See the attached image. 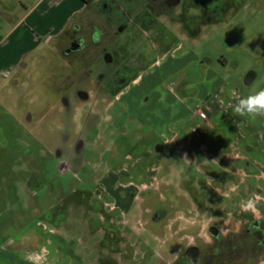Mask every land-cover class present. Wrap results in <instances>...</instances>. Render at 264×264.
Returning a JSON list of instances; mask_svg holds the SVG:
<instances>
[{
	"label": "rangeland",
	"instance_id": "374dc122",
	"mask_svg": "<svg viewBox=\"0 0 264 264\" xmlns=\"http://www.w3.org/2000/svg\"><path fill=\"white\" fill-rule=\"evenodd\" d=\"M24 1L17 21L29 8L27 23L40 34L46 6ZM121 1L132 29L138 24L126 49L137 58L124 75L143 80L132 85L136 99L117 98L122 88L99 79L90 51L66 55L73 30L58 49L35 47L19 76L0 78V264H23L10 240L58 210L69 242L96 264H176L194 241L210 258L217 240L224 250L215 264H264V244L249 231L264 224V117L234 114L220 92L264 90V0L226 9L219 0H179L173 14L162 11L173 20L149 13L154 0ZM136 5L145 18L136 20ZM176 21L190 22L196 39L177 34ZM251 71L258 77L247 85ZM231 115L253 133L251 146L226 134Z\"/></svg>",
	"mask_w": 264,
	"mask_h": 264
},
{
	"label": "crops",
	"instance_id": "0c3cea01",
	"mask_svg": "<svg viewBox=\"0 0 264 264\" xmlns=\"http://www.w3.org/2000/svg\"><path fill=\"white\" fill-rule=\"evenodd\" d=\"M10 1L11 3L13 2L12 4L16 5L14 10L12 8L9 10V6L11 5H9L8 2ZM52 1L54 3H52ZM57 1L58 3H56L55 0H39L41 6H46L44 15H46L47 18L40 26V34H37V32H35L27 23L32 14V11L28 10L29 8H27L24 18L19 23L17 21L19 0H0V21L1 19L5 20L7 27L5 34H3L4 29L0 22V78L2 80L7 81L14 76H19L20 71L23 69V64L27 62L30 54L35 50V47L41 44L57 48L61 43V40H63L65 33L73 30L74 34H72V38L69 39V43L66 45L67 48L65 49L67 55V50L77 39L76 30L78 25L83 22L84 18L88 20L91 13L88 11V7L84 0H73L74 6H72L73 8L71 9H64L67 0ZM23 2L24 4L27 3V1L24 0ZM5 4L7 5L4 6ZM87 31L88 39L90 40L92 32H90V30ZM123 36L125 40V35ZM195 39L196 38H192V40ZM133 41L134 44L136 38L133 39ZM127 48H129V45ZM120 50L122 56L121 60L125 61L128 59L130 61L129 57L131 54L124 47H121ZM219 62L220 64H224L222 60ZM250 73L256 75V80L258 77L257 73L255 71H251ZM255 80L252 83H254ZM139 81V78H134L121 85L120 88H122V92L117 98L125 99L126 102L136 99L137 97L133 96L134 91L132 85H141L143 80L141 82ZM246 84L250 85L247 82V78ZM223 90L225 91V87H220V92L222 94L224 93L223 95H226V97L230 99V106L234 107L241 97H237L236 95L238 94L228 96L226 94L227 90L225 92H223ZM210 97L211 96H209V98ZM214 103L211 100L208 102V104H211L210 107L217 105ZM223 103L226 102L220 100L219 104ZM201 114L208 116L205 112H202ZM226 120H233L236 123L235 127H232L231 129L229 128V130L226 131V134L238 137L241 145L244 143L247 146H251L250 135L252 136L253 133L248 131L245 133L239 129L240 127H238V125L242 122L241 119L237 116L231 115L227 116ZM163 150L164 149L161 146H158V152ZM76 194L70 195L68 199H72ZM43 201L44 199L41 201L42 205L44 203ZM43 216H46L47 221H37L36 225L30 227L27 234L19 236L15 238V240L11 239L9 242V247H14L16 251L25 252V257L22 262L23 264H96L93 261H89L84 255L83 257V252L76 247L74 242H69L65 235L67 228L60 210H58L55 215H51V213L48 212ZM73 225L75 227L74 231H82V226H77V222ZM6 247L7 245L2 246L3 249Z\"/></svg>",
	"mask_w": 264,
	"mask_h": 264
},
{
	"label": "flooded vegetation",
	"instance_id": "af4514ba",
	"mask_svg": "<svg viewBox=\"0 0 264 264\" xmlns=\"http://www.w3.org/2000/svg\"><path fill=\"white\" fill-rule=\"evenodd\" d=\"M211 1V0H210ZM210 1L208 3L210 5ZM88 7V11H90L91 16L88 20L84 18L83 22H81L76 30L77 39L72 43L71 47L67 50V55L76 54L77 56L85 55L88 51L91 52V56L93 57L94 64L96 66H101L103 69L100 73H98L99 79H104L106 82H110L112 85L121 86L125 84L128 80L125 79V76L129 70H131V58L134 56L137 58V52H133L129 57L130 61L127 59L125 61L121 60L122 56L120 53V49H112L110 46L117 43L122 35H125V41L123 47L127 49L128 45L133 44V39L136 38L135 30L137 29V22L135 23L134 28L132 29V22L129 21L126 7L123 6L121 0H84ZM179 2V0H154V5L150 7L149 13L151 15H157L158 17H162L163 15L167 19L173 20V18H169L168 14H163V9H167V12H171L177 9V5L175 4ZM125 3H133L137 4L138 0H126ZM218 4H220L224 9L227 7H241V0H219ZM209 7L207 11L210 15V10L212 6ZM136 10L134 11L136 15V20L140 18H145L142 16L144 10L139 6H135ZM221 7V8H222ZM158 8L160 10H158ZM182 14L181 11H179ZM202 16V13H201ZM205 15V13L203 14ZM210 18V17H209ZM169 20L166 22L168 25ZM151 23V22H150ZM137 24V25H136ZM175 26V30L177 34H185L187 40H191L190 36L193 35L194 27L190 22L186 21L182 22H173L171 23ZM92 32L91 39L88 38V31ZM183 37V36H182ZM185 38V37H184ZM131 62V63H130ZM116 67V69H115ZM94 72V69H91ZM79 98L86 97L88 99V94L85 92L79 93ZM84 99V98H83ZM250 233L257 236L259 235L261 239L257 240L259 244H264V224L261 221H253L250 223ZM257 235V236H256ZM220 241V240H219ZM217 240L216 243L218 245L213 247L214 255L206 257L203 252V249L198 245L195 241L192 246L186 248L181 255L177 258L176 264H215L217 260L223 261L220 253L224 250V246ZM242 250V247L240 248ZM219 254V255H218Z\"/></svg>",
	"mask_w": 264,
	"mask_h": 264
},
{
	"label": "clouds",
	"instance_id": "9594fccd",
	"mask_svg": "<svg viewBox=\"0 0 264 264\" xmlns=\"http://www.w3.org/2000/svg\"><path fill=\"white\" fill-rule=\"evenodd\" d=\"M233 112L239 116H248L255 120L257 117H264V90L238 100L233 107ZM248 207H252V202H248ZM207 243H211L210 237H205Z\"/></svg>",
	"mask_w": 264,
	"mask_h": 264
},
{
	"label": "water",
	"instance_id": "95a60500",
	"mask_svg": "<svg viewBox=\"0 0 264 264\" xmlns=\"http://www.w3.org/2000/svg\"><path fill=\"white\" fill-rule=\"evenodd\" d=\"M255 77L256 75L254 73H250L249 76L247 77V82L251 84L255 80ZM83 98H86V97L83 96Z\"/></svg>",
	"mask_w": 264,
	"mask_h": 264
},
{
	"label": "built area",
	"instance_id": "2783aa9c",
	"mask_svg": "<svg viewBox=\"0 0 264 264\" xmlns=\"http://www.w3.org/2000/svg\"><path fill=\"white\" fill-rule=\"evenodd\" d=\"M202 116L205 117V114H203Z\"/></svg>",
	"mask_w": 264,
	"mask_h": 264
}]
</instances>
